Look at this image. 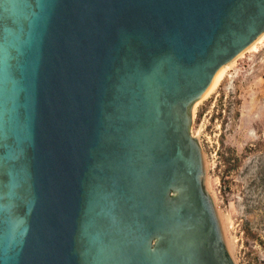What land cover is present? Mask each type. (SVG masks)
I'll use <instances>...</instances> for the list:
<instances>
[{
	"label": "water",
	"instance_id": "obj_1",
	"mask_svg": "<svg viewBox=\"0 0 264 264\" xmlns=\"http://www.w3.org/2000/svg\"><path fill=\"white\" fill-rule=\"evenodd\" d=\"M264 0H0V264H235L191 108Z\"/></svg>",
	"mask_w": 264,
	"mask_h": 264
},
{
	"label": "rangeland",
	"instance_id": "obj_2",
	"mask_svg": "<svg viewBox=\"0 0 264 264\" xmlns=\"http://www.w3.org/2000/svg\"><path fill=\"white\" fill-rule=\"evenodd\" d=\"M193 116L206 191L233 260L264 264V41L235 58Z\"/></svg>",
	"mask_w": 264,
	"mask_h": 264
},
{
	"label": "bare ground",
	"instance_id": "obj_3",
	"mask_svg": "<svg viewBox=\"0 0 264 264\" xmlns=\"http://www.w3.org/2000/svg\"><path fill=\"white\" fill-rule=\"evenodd\" d=\"M263 41H264V33L257 40H255L251 45H249L245 50H243L240 54H238L235 58H237L239 56L241 57L245 52L257 50L258 45H260ZM235 58L232 61H230L229 63L226 64V66L221 71V73L213 81L212 85L204 92V94L199 99H197L193 103L192 110H191L192 116H193V113H194V110H195V107H196L197 103L200 102L201 100L207 98L209 95H211L215 91V89L218 87V85L220 84L221 80L223 79L224 75L226 74L227 70L230 68V65L234 62ZM191 119H192V117H191Z\"/></svg>",
	"mask_w": 264,
	"mask_h": 264
}]
</instances>
